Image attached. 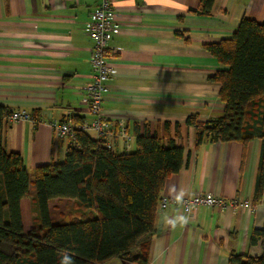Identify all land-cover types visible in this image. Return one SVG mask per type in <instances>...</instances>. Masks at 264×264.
<instances>
[{"label":"crops","instance_id":"1","mask_svg":"<svg viewBox=\"0 0 264 264\" xmlns=\"http://www.w3.org/2000/svg\"><path fill=\"white\" fill-rule=\"evenodd\" d=\"M102 1L0 0V104L25 110L36 120L6 122L3 143L8 153L22 156L31 177L36 168L65 159L69 139L57 140L53 124L94 120L85 90L92 82L94 46L87 24ZM110 1L120 34L109 44L115 72L103 115L115 127L132 130L136 124L142 132L148 128L162 135L165 124L181 125L176 142L184 147L186 162L168 179L162 196L180 200L213 194L252 205L199 207L190 216L172 202L165 210L159 207L150 264H229L233 252L260 257L261 245H252L251 235L264 227V196L256 200L262 142L255 139L246 147L207 142L196 148L195 129L186 120L223 116L221 86L212 80L223 66L205 45L230 39L244 18L264 24V0H216L210 16L190 12L200 8L201 0ZM112 145L123 152L120 140ZM31 199L21 203L25 232L37 225ZM66 204L73 207L75 201L50 204L54 221L55 213L67 215L61 210Z\"/></svg>","mask_w":264,"mask_h":264},{"label":"trees","instance_id":"2","mask_svg":"<svg viewBox=\"0 0 264 264\" xmlns=\"http://www.w3.org/2000/svg\"><path fill=\"white\" fill-rule=\"evenodd\" d=\"M216 0H201L200 16H210ZM205 49L223 66L212 77L225 104L222 117L203 122L189 116L196 148L207 142H262L256 200L264 196V24L244 18L236 33ZM14 110L0 104V264H150L159 205L166 182L180 173L185 149L176 139L179 124L164 134L134 125L130 152L109 149L88 132L76 130L63 162L36 168L29 175L20 154L3 143L6 118ZM35 117V116H34ZM80 123V122H79ZM174 136V138H173ZM34 191V194L31 191ZM32 198L37 225L25 232L21 203ZM75 201V213L61 223L51 218L54 200ZM77 206V208H76ZM252 245L262 255L231 253L229 264H264V227L254 230Z\"/></svg>","mask_w":264,"mask_h":264},{"label":"built area","instance_id":"3","mask_svg":"<svg viewBox=\"0 0 264 264\" xmlns=\"http://www.w3.org/2000/svg\"><path fill=\"white\" fill-rule=\"evenodd\" d=\"M87 33L93 40L91 65L93 70L92 82L85 88L88 98V110L94 120L90 125H73L71 121L65 124H53L57 140L62 138H74L76 130L82 132L93 131L98 140L105 143L113 150L112 141L120 140L124 152L134 149L135 136L127 128L115 127L110 120L103 115V101L109 94V80L114 75V65L110 58L109 44L115 36L120 34L117 14L110 0H103L100 8L93 12L87 24ZM36 122L35 118L25 110L14 111L6 118V122ZM182 206L184 213L190 216L199 207L218 208L225 210L229 207L234 210L240 207L252 208L249 202L240 204L236 200L227 201L213 194H196L195 196L180 200H171L169 196L163 195L160 201V209L165 210L171 204Z\"/></svg>","mask_w":264,"mask_h":264},{"label":"rangeland","instance_id":"4","mask_svg":"<svg viewBox=\"0 0 264 264\" xmlns=\"http://www.w3.org/2000/svg\"><path fill=\"white\" fill-rule=\"evenodd\" d=\"M91 136L92 137H95L94 136V134H92L91 133ZM184 199V198H183ZM76 208H77V206H76ZM73 209H75L74 208V206L72 207V205H69V204H66V206L65 207H61V210L63 211V213H66L67 215L66 216H58L56 213H55V215H56V219H57V221H54L55 223H61V222H63L65 219H69L70 218V213L72 212V210ZM35 220V219H34Z\"/></svg>","mask_w":264,"mask_h":264}]
</instances>
